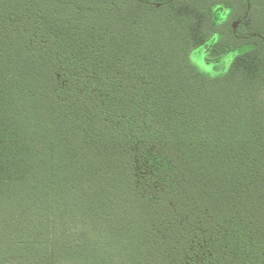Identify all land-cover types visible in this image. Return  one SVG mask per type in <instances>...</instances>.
Instances as JSON below:
<instances>
[{"label":"trees","instance_id":"trees-1","mask_svg":"<svg viewBox=\"0 0 264 264\" xmlns=\"http://www.w3.org/2000/svg\"><path fill=\"white\" fill-rule=\"evenodd\" d=\"M0 264H264V0H0Z\"/></svg>","mask_w":264,"mask_h":264}]
</instances>
